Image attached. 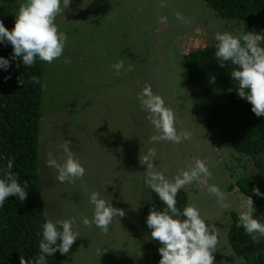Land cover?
I'll return each mask as SVG.
<instances>
[{"label":"rangeland","instance_id":"obj_1","mask_svg":"<svg viewBox=\"0 0 264 264\" xmlns=\"http://www.w3.org/2000/svg\"><path fill=\"white\" fill-rule=\"evenodd\" d=\"M24 2L0 0V7L17 13ZM70 9L56 20L68 36L65 55L52 64L42 61L36 158L46 220L73 221L81 233L68 255L58 251L62 263L156 264L150 238L140 229L149 187L146 165L139 163L155 149L156 170L170 180L197 159L206 163L210 176L204 183L181 189L186 205H196L218 233L214 264H240L226 235L229 214L239 216L244 196L232 183L254 167L220 141L219 128L205 124L207 108L223 100L226 91L194 98L187 90L182 55L213 43L217 31H247L237 20L216 16L203 0H71ZM178 12L191 23L178 20ZM120 61L125 70L117 75L112 66ZM145 85L164 98L175 113L177 131L190 132V139L180 144L150 140L156 130L138 99ZM66 140L86 174L61 183L46 161L52 153L63 162L60 145ZM209 185L220 188L222 200L208 192ZM94 191L126 213L114 218L107 234L83 224L85 217H93L89 198ZM253 215L264 221L256 211Z\"/></svg>","mask_w":264,"mask_h":264},{"label":"clouds","instance_id":"obj_2","mask_svg":"<svg viewBox=\"0 0 264 264\" xmlns=\"http://www.w3.org/2000/svg\"><path fill=\"white\" fill-rule=\"evenodd\" d=\"M71 0H25L16 14L14 27L9 30L0 20V43H10L13 49V59L22 60L27 68L32 67L37 58L48 64L65 55L68 36L61 31L56 23L57 17L64 16L65 10H70ZM176 18L184 23H191L181 13ZM162 21L166 17L160 18ZM215 57L221 67L231 62L235 67L231 71L232 80L237 82V94L251 104V110L257 117H264V35L256 32H241L233 34L229 31H217L214 36ZM65 64L70 58H65ZM10 66L8 59L0 57V68L7 70ZM119 75L125 70L123 61L112 66ZM127 71L132 70L129 65ZM30 82L40 83L35 76L29 77ZM215 77H212V82ZM17 83L24 85L23 77H18ZM231 90V89H229ZM141 106L150 115L147 117L156 130L150 137L152 142L169 141L180 144L191 137L190 132H178L174 111L166 106L162 96L155 94L150 85H145L138 94ZM71 141L66 140L60 147L65 153L58 160L48 153L46 164L57 170V179L63 182H75L86 174L78 158L71 150ZM155 149H149L147 154L139 157V163L146 165L147 179L145 183L163 202L162 209L152 208L146 217V226L150 230L152 240L161 245L159 264H214V253L217 251L219 240L214 226H210L201 210L196 205H186L183 210L177 207L179 191L193 183H204L203 178L210 176L206 163L197 159L188 168L182 169L174 179H168L162 171L156 170L153 163L156 160ZM7 165L2 170L0 178V207H3L6 198L17 197L21 202L27 199L26 188L28 181L23 185L18 182V175L13 173V159L6 158ZM211 195L223 199V193L215 185L207 187ZM256 196H264L258 187L252 189ZM90 203L94 205L92 219L84 218L83 224L92 227L93 224L107 234L114 218L126 215L121 208L114 207L94 191L90 195ZM254 201L251 196L241 198L237 227H242L251 237L253 244L264 238V221L254 217ZM58 225L62 226L58 227ZM73 221L46 220L41 229L42 239L39 242V255L25 259L21 254L19 264H48L47 257L59 251L68 255L72 245L81 236ZM58 240L60 241L58 243Z\"/></svg>","mask_w":264,"mask_h":264},{"label":"trees","instance_id":"obj_3","mask_svg":"<svg viewBox=\"0 0 264 264\" xmlns=\"http://www.w3.org/2000/svg\"><path fill=\"white\" fill-rule=\"evenodd\" d=\"M203 1L219 18L237 20L244 31L264 35V0ZM16 14L9 8L0 7V20L9 30L14 27ZM216 43L205 44L182 55L187 90L196 99L215 91H226L223 100L207 108L204 122L208 127L220 129L221 142L251 160L254 170L236 178L232 185L244 196L252 197L255 211L264 220V196H256L252 191L258 187L264 193V117H257L251 104L237 94V82L230 74L235 66L231 62H226L224 67L219 65L215 57ZM12 53L10 43H0V57L10 62L7 70L0 68V170L6 167V158H12V171L18 175V182L23 185L28 181V185L25 201L10 196L0 207V264H19L21 254L25 259L37 257L42 239V234L38 233L46 221L36 168L42 61L37 58L36 63L26 69L22 60L13 59ZM31 76L37 77L40 83L30 82ZM18 77L24 78V85L17 83ZM212 77H215L214 82ZM176 199L177 207L183 210L185 193L180 190ZM163 207L158 195L149 188L146 214L140 220V229L150 238L156 264L161 258L158 251L161 245L151 239L146 217L150 209ZM238 217L233 212L229 214L226 231L232 253L240 264H264V238L253 244L244 229L237 227ZM46 259L48 264H63L58 251Z\"/></svg>","mask_w":264,"mask_h":264}]
</instances>
